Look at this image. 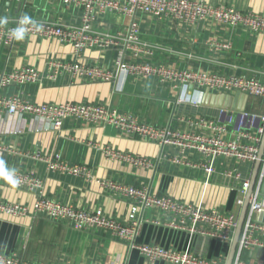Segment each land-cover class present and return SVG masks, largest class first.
Segmentation results:
<instances>
[{
	"label": "crops",
	"instance_id": "1",
	"mask_svg": "<svg viewBox=\"0 0 264 264\" xmlns=\"http://www.w3.org/2000/svg\"><path fill=\"white\" fill-rule=\"evenodd\" d=\"M204 1L264 14V0ZM25 14L67 28L79 29L83 24L81 12L61 0H27L21 4L0 0V17L8 18V23L0 26ZM93 16L90 36L100 38V43L82 48L79 55L74 53L72 41L57 37L25 36L9 46H0V71L32 66L42 74L41 81L1 88L0 95L37 104L101 103L154 126L194 132L197 129L187 123V117H216L218 110L224 108L217 106L219 99L215 95L220 92L192 84L184 90L180 82L165 80L158 74L119 69L117 59L121 57L126 64L254 76L264 81V33H250L212 20L188 24L142 12L131 16L106 10L95 11ZM132 18L138 22L141 44L136 52L125 50L122 54L124 35ZM218 41H230L232 47L220 50L214 45ZM92 66L108 71L111 78L88 75L85 70ZM206 92L209 95L205 97ZM199 96L200 101L194 102ZM237 106L247 110L246 101ZM23 120L5 110L0 114V158L15 167L17 173L39 178L41 190L24 185L13 188L0 179L1 200L33 208L38 198L46 197L86 210L100 209L108 217L125 222L131 201L117 186L136 185L157 195L200 203L205 209L218 208L239 215L237 200L243 195L237 182L222 174L226 163L221 160L208 178L202 167L193 165L198 162L196 154L173 144L161 145L125 134L112 125L74 118H66L58 129L45 128L31 118ZM107 149L140 156L149 165L110 158L104 153ZM55 157L85 166L88 174L73 176L51 169L48 161ZM231 164L236 165L233 161ZM240 170L245 173L246 167ZM139 216L142 225L136 244L178 250L189 246L200 257L226 261L230 244L201 235L190 237L185 231L168 227V215L159 209H144ZM0 252L17 253L24 260L40 264H168L162 260L149 262L136 248L104 230H75L43 215L31 214L12 217L0 213ZM243 258L246 264H264V248L247 250Z\"/></svg>",
	"mask_w": 264,
	"mask_h": 264
},
{
	"label": "built area",
	"instance_id": "2",
	"mask_svg": "<svg viewBox=\"0 0 264 264\" xmlns=\"http://www.w3.org/2000/svg\"><path fill=\"white\" fill-rule=\"evenodd\" d=\"M16 1L19 4L27 0ZM66 6L76 7L82 14L83 24L79 29L67 28L63 24L34 19L40 28L28 25L25 36L43 38H60L73 42L76 55L86 46L100 43V38L90 36V23L94 13L106 10L123 12L134 16L137 12L150 13L178 22L192 24L202 20H212L233 28H241L250 33H264V14L254 11H239L233 7L215 6L204 0H61ZM22 15L15 17L6 26H0V46L14 43L11 30L18 26ZM104 43L105 45L107 44ZM139 25L132 18L124 35V49L139 50ZM220 50H229L230 41L215 42ZM144 50H147L144 47ZM119 69L129 72L141 71L146 74H158L171 82H180L184 90L189 84L204 87L209 90L233 94L237 91L247 97L264 100V81L257 77L219 75L203 71L171 69L165 66H153L148 63L126 64L121 57L117 59ZM71 68V67H69ZM85 72L98 79L108 80L111 74L98 67L92 66ZM42 74L32 66H23L14 70L0 71V89L21 86L27 83L41 81ZM196 92L201 93L200 90ZM184 95V94H183ZM194 102L200 101V96ZM6 111L9 115L18 114L23 122L25 118L38 120L49 129H58L66 118H74L89 123L112 125L125 134L157 141L159 144H173L193 152L197 156L194 166L202 167L209 178L216 172L218 162L226 163L222 174L237 182V188L243 198L237 200L241 207L250 185L252 166L258 158L259 146L264 133V113L248 110H232L220 108L216 117L198 116L187 117V123L194 126V132H176L168 127H158L141 121L137 116L101 103H31L14 96L0 95V114ZM25 117V118H24ZM110 158L123 159L138 166L149 165L148 160L130 154H123L111 149L104 151ZM235 162L233 166L231 162ZM51 169L73 176H85L87 168L79 164H70L55 157L48 161ZM246 167L245 173L240 170ZM19 186L29 189L35 187L41 190V180L32 174H19ZM2 180V179H1ZM4 181V180H2ZM264 152L253 190L248 201V208L237 242L231 264H246L243 255L253 248H264ZM123 188V193L131 201V210L125 222L118 221L105 215L102 210H86L69 203H62L40 197L33 208L20 203H9L0 199V213L12 217L26 215H43L48 219L69 226L75 230L100 229L109 233L113 238L127 242L130 248H136L149 262L162 260L168 264H225L221 258H204L194 254L189 246L182 250L167 248L156 244H136L135 238L140 231L142 220L140 213L147 208L162 210L168 215L165 225L185 231L190 237L201 235L230 244L237 225L238 215L224 212L218 208L205 209L199 204H192L168 195H157L147 188L136 185L117 186ZM42 193V191H41ZM40 193V194H41ZM262 217V218H263ZM0 264H40L22 259L17 253L0 252Z\"/></svg>",
	"mask_w": 264,
	"mask_h": 264
},
{
	"label": "water",
	"instance_id": "3",
	"mask_svg": "<svg viewBox=\"0 0 264 264\" xmlns=\"http://www.w3.org/2000/svg\"><path fill=\"white\" fill-rule=\"evenodd\" d=\"M189 88H192V86H189ZM208 95H209V93L206 92L205 97ZM203 97H204V95H203ZM215 97L219 99V104H217V106L232 109V110L233 109L234 110H244V107L237 106V104H238V102H243V101L245 102L247 99V95L244 93H241L239 91L235 92L232 95L221 93L219 95H215ZM263 152H264V133L262 135L261 143L259 146L258 158L253 165V171H252V174L250 176V185H249V188H248L246 195L244 197L243 204L240 208V212H239L238 219H237V225H236V228L234 230L231 243L229 245V250H228V254L226 257L225 264H231L232 263V260H233L234 254H235V250H236V246H237V242H238L240 232L242 229V225L244 222V218L246 215V211L248 208L249 197H250V194L253 190L254 182H255L256 175L258 173V169H259V165H260V159L262 157ZM262 191L264 192V183L262 186ZM262 217H263V214L260 213L259 219H262Z\"/></svg>",
	"mask_w": 264,
	"mask_h": 264
},
{
	"label": "clouds",
	"instance_id": "4",
	"mask_svg": "<svg viewBox=\"0 0 264 264\" xmlns=\"http://www.w3.org/2000/svg\"><path fill=\"white\" fill-rule=\"evenodd\" d=\"M8 23V18L6 16L0 17V25H4ZM28 25H32L36 28L42 27V25H38L35 20H33L27 14L23 15L22 18L18 22V26L11 30V35L16 40H23L25 34L27 32ZM17 169L15 167H9L7 162L0 158V179L7 182L13 188L19 186V178L16 175Z\"/></svg>",
	"mask_w": 264,
	"mask_h": 264
},
{
	"label": "rangeland",
	"instance_id": "5",
	"mask_svg": "<svg viewBox=\"0 0 264 264\" xmlns=\"http://www.w3.org/2000/svg\"><path fill=\"white\" fill-rule=\"evenodd\" d=\"M264 100L256 97H247L246 108L247 110L262 112L264 111Z\"/></svg>",
	"mask_w": 264,
	"mask_h": 264
}]
</instances>
